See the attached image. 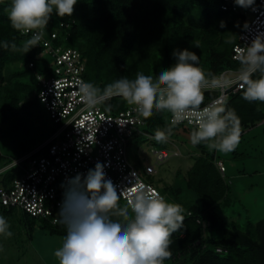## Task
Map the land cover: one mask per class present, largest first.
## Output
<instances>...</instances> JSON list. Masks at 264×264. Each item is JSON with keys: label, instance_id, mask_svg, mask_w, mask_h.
Wrapping results in <instances>:
<instances>
[{"label": "trees", "instance_id": "1", "mask_svg": "<svg viewBox=\"0 0 264 264\" xmlns=\"http://www.w3.org/2000/svg\"><path fill=\"white\" fill-rule=\"evenodd\" d=\"M9 4L10 0H0V41L16 44L17 49L0 47V133L11 138L18 160L53 132L42 135L34 131L32 112L41 103L35 76L44 73L45 62L37 46L25 54L19 50L29 37L11 27L6 11ZM221 21L224 27H220ZM61 22L68 26L60 28ZM48 25L49 31L57 30L56 45L75 48L86 59L84 78L101 89L121 76L133 77L138 69L157 72L170 66L175 62L171 55L174 48L195 51L201 67L211 74L209 79L240 67L232 58V48L243 18L222 10L215 0H78L72 17L53 15ZM194 40L200 42L199 48L192 45ZM29 76L34 91L23 81ZM241 92L225 103L239 116L241 128H247L264 120V104L244 100ZM215 96L216 92H205L203 103ZM128 105L116 96L102 106L113 113ZM144 119L146 130L153 135L169 123L166 111H154ZM195 147L201 154L187 170L184 183L161 189L165 199L182 205L185 217L182 228L171 236L172 256L164 264H264V217L257 222L246 219L242 224L232 217L221 218L218 212L230 202V181L219 172L216 161L220 159L213 151H207L204 144ZM9 169L0 173L2 186H9L20 173L3 174ZM0 208L4 215L19 211ZM21 213L29 231L30 223L40 220L49 233L64 238L63 225L53 226ZM217 248L223 251L218 253Z\"/></svg>", "mask_w": 264, "mask_h": 264}, {"label": "clouds", "instance_id": "2", "mask_svg": "<svg viewBox=\"0 0 264 264\" xmlns=\"http://www.w3.org/2000/svg\"><path fill=\"white\" fill-rule=\"evenodd\" d=\"M242 7L255 0H234ZM78 0H10L7 17L13 29L31 34L20 46L24 54L39 45L53 15L72 17ZM49 27V25H48ZM220 27H224L221 21ZM226 43H231L227 40ZM192 45L200 47L199 41ZM17 49L16 44L0 41V47ZM175 62L157 72L138 69L131 78L121 76L103 89L91 81L79 82V94L87 107H95L113 96L134 104L143 115L171 114L165 129H157L153 139L166 143L173 128L187 121L193 125L190 143L204 144L210 151L230 153L241 139L240 118L226 103L204 102L209 76L200 65V56L189 48H174ZM211 83L225 90L242 89L248 102L264 104V37L257 36L241 50L240 67L233 77L213 78ZM105 164L96 162L86 173H77L62 185L63 199L57 222L65 236L54 251L59 264H164L170 259L171 236L184 224V209L170 202L155 189L139 183L121 189ZM128 191L121 202L118 197ZM10 221L0 214V238L13 236ZM3 245L0 244V252Z\"/></svg>", "mask_w": 264, "mask_h": 264}, {"label": "built area", "instance_id": "3", "mask_svg": "<svg viewBox=\"0 0 264 264\" xmlns=\"http://www.w3.org/2000/svg\"><path fill=\"white\" fill-rule=\"evenodd\" d=\"M215 1L222 10L243 18L237 43L232 48L233 60L240 63L241 50L257 36L264 37V0H255L254 5L249 7L239 6L234 0ZM58 26L63 28L68 24L61 22ZM48 29L47 25L37 47L48 53L52 66L43 74H36L35 79L37 96L57 128L44 142L11 163L21 167L20 173L9 186L0 185V206L17 209L50 225L60 226L57 212L63 199L62 185L77 173H86L98 161L105 164L106 176L111 175L121 189L142 183L165 198L160 189L143 178L128 157L131 139L140 135L153 139L154 135L146 130L144 115L134 104L113 113L104 109V102L87 107L79 94V82L86 81V59L75 48L56 45L57 30ZM22 35L29 37L31 34ZM28 65L33 66L31 62ZM237 71L226 69L215 78L233 77ZM213 78L209 79L203 91H214L216 96L201 107L204 104L225 103L232 94L242 90H221L211 83ZM167 118L170 122L171 114L168 112ZM176 127L190 132L193 125L184 121ZM152 151L157 162H163L169 156L165 149ZM173 155L179 154L173 152ZM23 163L26 166H22ZM216 166L220 173L225 172L222 161L217 160ZM128 194L126 190L118 199L125 201ZM216 251L221 253L223 249L217 248Z\"/></svg>", "mask_w": 264, "mask_h": 264}, {"label": "rangeland", "instance_id": "4", "mask_svg": "<svg viewBox=\"0 0 264 264\" xmlns=\"http://www.w3.org/2000/svg\"><path fill=\"white\" fill-rule=\"evenodd\" d=\"M40 53L46 71L52 66V59L46 51L41 50ZM34 71L32 69V76ZM30 80V76L23 78L25 83L31 84V90L34 91L36 86ZM32 114L34 131L37 133L46 135L57 128V124L49 120L41 103L35 105ZM241 129V139L234 151L221 153L212 150L225 166L223 174L226 182L230 181L231 189L229 205L218 214L224 220L232 217L238 224L246 219L257 222L264 217V120ZM189 138L190 132L176 126L166 143L149 139L145 135L137 136L129 142V160L144 179L160 190H170L173 185L184 183L187 170L201 154L190 143ZM205 148L210 151L206 146ZM158 149H165L169 153L163 162H157L152 151ZM173 152L179 155H173ZM16 157L13 141L8 135L0 133V167L13 162ZM22 166L26 164L23 163ZM9 167V171L3 174L11 173L15 176L21 168L11 164ZM4 170L2 167L0 173ZM0 214L4 215L1 208ZM4 216L10 221L14 234L10 238H0V244L3 245L0 264H59L54 251L61 245L62 237L49 233L50 229L40 220L30 223L29 231L20 211Z\"/></svg>", "mask_w": 264, "mask_h": 264}, {"label": "crops", "instance_id": "5", "mask_svg": "<svg viewBox=\"0 0 264 264\" xmlns=\"http://www.w3.org/2000/svg\"><path fill=\"white\" fill-rule=\"evenodd\" d=\"M212 92H214V91H212ZM9 166H10V164L5 166V167H3V169H7Z\"/></svg>", "mask_w": 264, "mask_h": 264}]
</instances>
